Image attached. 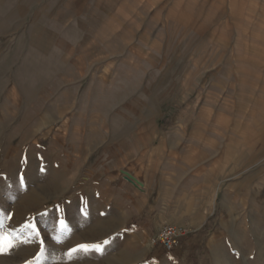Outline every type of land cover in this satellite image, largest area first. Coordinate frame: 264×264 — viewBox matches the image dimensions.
<instances>
[{
    "label": "crops",
    "instance_id": "crops-1",
    "mask_svg": "<svg viewBox=\"0 0 264 264\" xmlns=\"http://www.w3.org/2000/svg\"><path fill=\"white\" fill-rule=\"evenodd\" d=\"M258 1L264 7V0L249 5ZM54 5L48 12L47 0H0V152L24 145L38 159L37 168L28 164L24 223L58 233L63 220L66 228H96L111 243L115 234H125L124 244L144 250L143 264H219L217 255L229 254L236 228L253 231L241 222L246 210L239 179L233 172L226 185L225 153L191 143L188 113L141 110L145 97L154 101L162 88V60H171L174 73L166 86H177L172 41H186L195 25L206 44L223 38V0H216V12L209 0ZM82 18L88 20L81 23ZM52 21L55 55L48 41ZM90 24L89 31L82 29ZM183 65L190 71L192 61ZM207 194L212 203L196 208L194 201ZM173 207L184 218L174 217L186 229L180 245L148 247L150 225L159 227ZM55 240L58 235L51 233L45 241Z\"/></svg>",
    "mask_w": 264,
    "mask_h": 264
},
{
    "label": "rangeland",
    "instance_id": "rangeland-1",
    "mask_svg": "<svg viewBox=\"0 0 264 264\" xmlns=\"http://www.w3.org/2000/svg\"><path fill=\"white\" fill-rule=\"evenodd\" d=\"M29 1L36 3L42 0H18ZM47 1L49 7L46 11L50 12L56 8L54 4L57 1L67 3L74 0ZM86 1L81 0L83 6ZM209 2L210 5H215L216 12V0ZM223 3V38H219L218 42L217 39L210 40L206 44L199 25V28L195 25L186 41L179 38L172 41L170 46L175 47L173 52L177 56L174 64L178 63L177 86L169 89L166 86L165 83L174 73L170 66L171 60H162L160 65L166 71L161 73L158 84L162 88L153 98L154 101L145 97L146 104L141 111L188 113L186 125L192 132L191 143L218 148L225 153V172L228 175L224 182L226 185L232 182V174L235 172V179H239L240 192L244 198L241 202L242 209L246 210V216L241 217V222L251 224L253 231L243 232L236 228L229 236V254L220 250L217 260L219 264H264V7L260 1L251 6L249 0H223ZM19 6L18 3L16 9ZM87 20L82 18L81 23ZM54 25L53 21L49 24V28L53 27L50 33H54L49 34L48 41L49 52H54L55 55L57 26ZM92 25L81 27L89 31ZM180 33L183 32L177 30V36L184 38ZM67 40L69 45L73 42L71 38ZM206 53L209 58L208 69L202 64ZM185 59L187 62L192 61L191 70L186 72L183 67ZM52 61L56 63L55 58ZM30 161L37 168L36 153L27 150L24 145H17L15 152H0V195L6 196L5 200L0 199V231L11 232L16 243L8 252L0 253V264H27L28 261H34L38 254L39 264L144 263L145 257H141L142 254L145 256L144 250L121 241V235L125 234H115L111 243L105 240L103 232H96V228H59L58 233L54 228H26L25 196L31 188L27 179ZM210 196L207 194L204 200L194 201V206L200 208L201 204L206 206L212 203L211 199H206ZM220 203L218 200L217 213ZM167 212L159 227L165 221L174 223L176 216L184 219L178 214L179 209L174 210L173 207ZM81 225L84 226V222ZM159 227L150 225V235L146 242L148 247L152 245L151 238L158 233ZM131 228H134L133 223L130 224L129 229ZM51 233L55 239L58 235V241H45ZM103 241L107 243L103 245L101 252H79L71 259L67 255L78 244ZM108 244H111V249ZM238 248L242 250V255L238 253ZM209 255H213L209 262H214L216 256Z\"/></svg>",
    "mask_w": 264,
    "mask_h": 264
},
{
    "label": "snow or ice",
    "instance_id": "snow-or-ice-1",
    "mask_svg": "<svg viewBox=\"0 0 264 264\" xmlns=\"http://www.w3.org/2000/svg\"><path fill=\"white\" fill-rule=\"evenodd\" d=\"M9 218V217H5ZM61 230L66 229V225L63 220L60 221ZM25 227L32 228L35 230V226L31 223L25 224ZM39 234L38 232L36 233ZM59 239V238H58ZM107 243V241H103L100 243H93V244H78L75 247L71 248L69 252L67 253L69 259H71L74 254L79 252H90V251H96L101 252L103 250V245ZM16 246L15 238L12 236V233L9 231H0V253H6L10 249ZM39 254L37 257L34 258V261H28L27 264H39Z\"/></svg>",
    "mask_w": 264,
    "mask_h": 264
},
{
    "label": "built area",
    "instance_id": "built-area-1",
    "mask_svg": "<svg viewBox=\"0 0 264 264\" xmlns=\"http://www.w3.org/2000/svg\"><path fill=\"white\" fill-rule=\"evenodd\" d=\"M186 229L178 227L172 222L165 221L159 227V231L151 238V244H161L167 250L178 247L181 243L180 237Z\"/></svg>",
    "mask_w": 264,
    "mask_h": 264
}]
</instances>
